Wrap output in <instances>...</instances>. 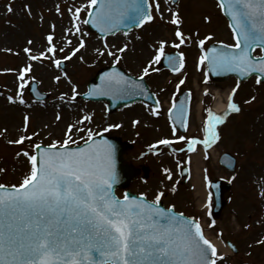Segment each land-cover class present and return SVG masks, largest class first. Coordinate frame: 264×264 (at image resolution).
<instances>
[{
	"label": "rangeland",
	"instance_id": "374dc122",
	"mask_svg": "<svg viewBox=\"0 0 264 264\" xmlns=\"http://www.w3.org/2000/svg\"><path fill=\"white\" fill-rule=\"evenodd\" d=\"M152 1L155 21L129 34L102 40L91 34L84 23L92 7L89 0H0V184L9 187L19 185L31 169L23 153L34 154L36 144L48 146L67 139L69 125L73 126L69 145L84 143L99 134L118 136L132 145L128 151L133 159L131 162L138 166L147 165L150 169L148 181L140 185L138 181L134 182L130 185L132 191L136 192L139 187L137 192L154 200L158 193L168 191L166 204L174 203L178 210L197 217L209 240L224 242L228 252H218V257L223 259L217 258V264H264V243H258L264 241V195L261 194L264 193V88L258 86L254 79L240 85L233 79L219 86L209 83L214 97L222 98L225 104L226 95L235 89L233 102L241 109L238 113H230L226 121L217 126L220 143L212 153H206L205 165L201 168L202 187L211 179L232 181L230 202L219 222H213L210 215L205 210L200 211L197 205L193 151L186 149L188 145L174 147L176 156L181 158L179 165L172 160L173 154L167 153L171 150L169 147L157 146L161 148L158 156L147 151H154L150 146L161 139L171 140L165 114L171 103L176 101L173 91L182 80L194 96L190 127L185 137L200 136L206 110L213 105L214 97L208 95L203 99L202 96L205 65L200 64L203 50L196 46L197 38L211 33L216 36L213 42L232 44L235 40L229 37L219 7L213 0H181L177 4L169 0ZM157 2L160 11L155 9ZM9 5L13 9L11 12L8 11ZM76 8L81 9L79 19L73 17ZM174 11L179 14L183 25H180V30L187 38L179 48L173 46L180 43L175 35L177 26L171 23ZM76 25L80 27L79 32H76ZM49 34L54 37L55 55L47 53L40 59L31 60L24 49L30 48L31 55L36 56L46 52ZM81 40L85 46L72 55ZM161 41L167 42L165 55L176 50L185 55V67L180 74L163 69L162 57L159 63H152L148 75H144L143 70L153 60ZM56 60L60 61L59 67ZM114 63L137 78L144 77L159 100L161 110L157 118L151 115V107L145 104L109 114L107 103L86 102L80 98L96 73ZM29 65L31 70L25 73L21 97L24 103H20L17 95L21 91V81L18 77L20 70ZM35 83L38 90L47 95L46 99L36 100L30 96L28 87ZM73 89L75 99L72 98ZM9 96L14 98V102L9 101ZM202 101L201 119L199 107ZM25 116L29 118L26 128ZM85 116L90 119L85 120ZM21 136L26 137L23 143H14ZM200 148L198 145L195 150ZM223 153H230L237 159L233 173L221 166L219 161ZM188 160L192 169L191 179L188 185H179L181 180H178L180 176L176 171ZM169 174H175L176 178L171 176L169 179ZM227 241L236 246L237 253L228 248Z\"/></svg>",
	"mask_w": 264,
	"mask_h": 264
},
{
	"label": "snow or ice",
	"instance_id": "6c2138e0",
	"mask_svg": "<svg viewBox=\"0 0 264 264\" xmlns=\"http://www.w3.org/2000/svg\"><path fill=\"white\" fill-rule=\"evenodd\" d=\"M97 3L98 0H89L92 6ZM152 7L149 0H100L94 23L101 31H111L119 24H142L153 19ZM220 7L226 9L231 17L236 40L235 45L224 47L238 51L213 48L211 56L207 53L201 55L200 64L207 61L214 70L239 71L245 75L251 72L264 74V0H220ZM155 9L160 11L158 2ZM12 10L9 5L8 11ZM80 11V8L75 9L74 19H79ZM92 15L89 12V16ZM172 15L171 23L177 26L175 35L180 41L173 46L179 48L187 38L179 28L182 23L179 14L174 12ZM75 27L79 32V25ZM46 38L49 47L39 56L31 55L30 48L24 49L31 60L40 59L47 53L55 55L53 35L49 34ZM166 43L160 42L153 60L143 70L144 75H148L152 63H159L165 56ZM204 43V40L199 41L202 49ZM84 46L81 40L72 55ZM256 48L261 50L260 56L252 54ZM178 56V60L176 56H167L175 72L184 67V54L181 52ZM55 64L59 67L60 61L56 60ZM30 70L31 65L20 70L21 91L17 95L20 103H24L21 97L25 73ZM257 83H261V79ZM128 84L133 89L140 87L135 81L129 82L123 74H105L104 87L89 95L112 91L129 94L130 90L122 87ZM235 91L233 89L229 95L227 111L223 115H217L211 108L206 110L203 140L178 137L180 141H187L189 151H195L198 144H203L206 151L220 139L216 126L222 124L229 113L241 110L233 102ZM73 93L72 98L75 99V89ZM8 99L14 102L13 97ZM172 107L175 109L176 104L173 103ZM185 111L181 105L180 115L187 130ZM153 114L158 115L157 112ZM28 119L25 116V128ZM84 119L90 117L85 116ZM72 127L69 125L67 139L62 142H54L47 147L34 145L39 150V156L27 151L23 153L31 169L19 185L9 187L0 184V264H217V258L223 259L218 257L216 246L205 236L199 221L158 206L163 192L158 193L152 202L143 196L131 197L130 194H125L122 200L118 198L113 191L114 185L119 182L115 165L117 146L107 140H86L85 147L70 150ZM91 135L89 131V137ZM25 139L21 136L14 143H23ZM172 143V140L161 139L150 147ZM164 171L170 173L169 169ZM168 178L171 179L170 174ZM212 204L209 194L208 207Z\"/></svg>",
	"mask_w": 264,
	"mask_h": 264
},
{
	"label": "water",
	"instance_id": "95a60500",
	"mask_svg": "<svg viewBox=\"0 0 264 264\" xmlns=\"http://www.w3.org/2000/svg\"><path fill=\"white\" fill-rule=\"evenodd\" d=\"M220 1V0H219ZM100 9V0H98L97 5L92 9L91 13L93 14L92 16L88 17V23L87 25L89 26V28L91 30L94 31H98L100 34H110V33H114L117 32L119 30H129V29H133L135 27H140L142 24H135V23H129V24H119L118 27L113 28L111 31H101L100 27L97 26L94 23V17L96 12ZM225 15L228 17V19L230 20V24L232 25V20L230 15H228L226 9H223ZM147 22V21H146ZM145 23V22H144ZM213 48H216L217 50H225V51H238V49H228L225 48L222 45H213L208 49L207 54L209 56L212 55L211 50ZM208 63V62H207ZM208 69H209V75L210 78L213 81L216 82H222L227 80L228 78L234 76L237 77L239 79V81H243L248 79L249 77H251L252 75H258L259 79H261V83H264V74L259 73V72H251L250 74H242L239 71H226V70H214L209 64H208ZM105 74H113L112 71L110 70H105L103 72L98 73V75L96 76V78L90 82L89 86H88V90L89 93L90 92H96L100 89H102L104 87V78H105ZM129 82H131L132 80L127 79ZM137 84L140 85L139 88H132L131 84L128 85H123L122 87L128 88L129 94H122L120 92H116V91H112L109 92L108 94H93V95H85L83 96V98L85 99H94V100H107L109 102V107L108 110L110 112H114L120 108H122L125 105L134 103L136 101H140L142 99L145 100H149L148 96L151 97L147 91V88L145 87L144 83L142 81H135ZM31 94L38 99H42L44 98L42 95H40L37 90H36V86L31 88ZM179 108V107H178ZM176 109L177 111L179 109ZM187 108V106H186ZM103 140H107V141H111L112 144L117 146V153H116V158H115V165H116V169L118 172V176H119V182L117 184L114 185L113 191L115 192V190L117 188H122L125 185H127L130 180L134 177V173L131 170V168L129 166H127L124 162V153H125V149L127 148V145L123 144L120 142V139L117 137H106V136H100L97 139H94L92 141H103ZM86 145H83L81 147H85ZM78 148V147H76ZM76 148H69L70 150H75ZM36 151V155L39 156V150L35 149ZM229 160L228 155H225L222 158V163H227ZM228 167H230L232 170H234L235 167V163L234 160L231 158L228 165ZM218 185H221V189L219 188ZM214 186L217 188V190H215V213L214 216L215 218H219L220 214L222 213L223 209L226 206L227 203V198L226 195L229 193L230 191V185L229 184H224L222 182H218L215 181L214 182ZM218 186V187H217ZM133 197V196H131Z\"/></svg>",
	"mask_w": 264,
	"mask_h": 264
},
{
	"label": "bare ground",
	"instance_id": "6f19581e",
	"mask_svg": "<svg viewBox=\"0 0 264 264\" xmlns=\"http://www.w3.org/2000/svg\"><path fill=\"white\" fill-rule=\"evenodd\" d=\"M214 109H215V113L217 115H223V113L225 111H227V107H225L223 105V102H222V99H219L216 101L215 105H214ZM201 110V107H199V111ZM201 112V111H200ZM204 153L201 152V151H198L196 154L193 155V164H194V182L196 183L197 185V189H198V196L201 197V201L199 202V204L201 205L203 203V201L205 200L206 198V191L205 189H202V186H201V168L202 166H204ZM213 244L216 246L217 250L219 252H222V253H227L228 252V249L227 247L224 245V243L221 241V240H215L213 242Z\"/></svg>",
	"mask_w": 264,
	"mask_h": 264
},
{
	"label": "flooded vegetation",
	"instance_id": "af4514ba",
	"mask_svg": "<svg viewBox=\"0 0 264 264\" xmlns=\"http://www.w3.org/2000/svg\"><path fill=\"white\" fill-rule=\"evenodd\" d=\"M165 146H169L172 152H176L175 149H174V147H171L172 145H164V148H165ZM176 146H178V145H175V147H176ZM165 149H166V148H165ZM166 151H167V150H166ZM152 152L156 153V155H160V152H161V151H160V150H154V151H152ZM167 153H169V152L167 151ZM179 159H181V158H180V155H178V160H179ZM178 160H177V161H178ZM175 163H176V162H175ZM136 166H138V165H136ZM139 166H140V165H139ZM165 199H166V196L164 195V200H165ZM163 202H164V201H163Z\"/></svg>",
	"mask_w": 264,
	"mask_h": 264
}]
</instances>
